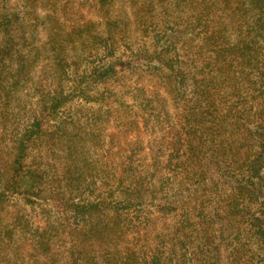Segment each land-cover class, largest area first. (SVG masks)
Instances as JSON below:
<instances>
[{"label": "trees", "instance_id": "obj_1", "mask_svg": "<svg viewBox=\"0 0 264 264\" xmlns=\"http://www.w3.org/2000/svg\"><path fill=\"white\" fill-rule=\"evenodd\" d=\"M0 264H264V0H0Z\"/></svg>", "mask_w": 264, "mask_h": 264}, {"label": "rangeland", "instance_id": "obj_2", "mask_svg": "<svg viewBox=\"0 0 264 264\" xmlns=\"http://www.w3.org/2000/svg\"><path fill=\"white\" fill-rule=\"evenodd\" d=\"M82 12V14L83 15H85L86 13H87V11H86V9H85V7H82L81 6V10L78 12V15L80 14ZM128 96H129V98H130V102L131 103H135V100L133 99V98H131L130 96V94H128ZM76 100V99H75ZM115 106H118V105H115ZM245 109L247 108V105H245V104H243L242 105ZM125 107H123V106H119L118 107V109H117V111L115 112V114H118V115H120V113H121V109H124ZM66 114H64V115H62V117H64V118H66ZM126 121V120H125ZM92 123H94L93 121H92ZM94 124H97V128H98V130H99V132H102L103 131V133H113V131H115L114 129H115V123L114 122H112V123H108V122H104L103 120H98V123H94ZM77 125H78V127L82 130V129H85V128H87L88 127V129L91 127V125H88V124H86V123H84L83 122V124H80V123H77ZM145 137H146V135H145ZM39 207L38 206H36L35 207V210L34 211H30V214L32 215V219H33V221H35V222H39L40 221V217H39ZM167 222L169 221V220H166ZM252 255V254H251ZM254 261H256V258L254 259Z\"/></svg>", "mask_w": 264, "mask_h": 264}]
</instances>
